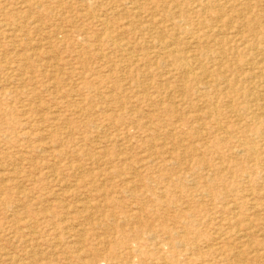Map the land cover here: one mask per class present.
Masks as SVG:
<instances>
[{
	"label": "rangeland",
	"instance_id": "obj_1",
	"mask_svg": "<svg viewBox=\"0 0 264 264\" xmlns=\"http://www.w3.org/2000/svg\"><path fill=\"white\" fill-rule=\"evenodd\" d=\"M263 98L264 0H0V264H264Z\"/></svg>",
	"mask_w": 264,
	"mask_h": 264
},
{
	"label": "bare ground",
	"instance_id": "obj_2",
	"mask_svg": "<svg viewBox=\"0 0 264 264\" xmlns=\"http://www.w3.org/2000/svg\"><path fill=\"white\" fill-rule=\"evenodd\" d=\"M45 4V3H44ZM111 7V6H110ZM132 11H135V10H132ZM92 13V12H91ZM46 15V14H45ZM23 17V16H22ZM32 20V19H31ZM102 22V21H101ZM100 22V23H101ZM99 24V23H98ZM108 25V24H107ZM20 27V26H19ZM21 29V28H20ZM16 30V29H15ZM144 30H146V29H144ZM14 31V30H13ZM219 32V31H218ZM50 37V36H49ZM103 37V36H102ZM109 38V37H108ZM152 39H154V38H152ZM110 41V40H109ZM112 42V41H111ZM114 43V42H113ZM35 44V43H34ZM33 44V45H34ZM117 47V46H116ZM40 49V48H39ZM151 50V49H150ZM189 51V50H188ZM166 52V51H165ZM185 52V51H184ZM160 53V52H159ZM158 53V54H159ZM162 53V52H161ZM132 56V55H131ZM183 61V60H182ZM183 67H186V68H189L190 69V72H191V66L188 64V63H186V62H183V65H182ZM262 73V72H261ZM192 77H193V82H195L196 84H198V83H200V82H202V80H203V77H198L195 73H193L192 72ZM187 76V75H186ZM207 78V77H206ZM206 80V79H205ZM262 84V83H261ZM196 87V86H195ZM194 87V88H195ZM196 89V88H195ZM197 90V89H196ZM196 92V91H195ZM261 93V92H260ZM239 94V93H238ZM201 95H202V93H201ZM238 97L241 99V101L244 103V104H246V103H248V102H250V101H252L251 100V97L249 96V95H247L245 92H240V94L238 95ZM206 98V97H205ZM262 99V98H261ZM263 100H264V98H263ZM242 104V103H241ZM252 104V103H251ZM262 108V107H261ZM202 111V110H201ZM251 119H252V121L254 122V123H256V122H258V120H259V117H258V113L257 112H253V114H252V116H251ZM216 122V121H215ZM207 128H208V126H207ZM224 129V128H223ZM222 128H220V130L219 131H221V130H223ZM262 140V139H261ZM239 141H237V143H238ZM242 143V142H241ZM246 146V145H245ZM248 149V148H247ZM251 150V149H250ZM252 152V151H251ZM252 155H253V153H252ZM258 158H260V157H258ZM257 158V159H258ZM253 160V159H252ZM198 162V161H197ZM256 162V161H255ZM260 168V167H259ZM264 169V168H263ZM219 175V174H218ZM109 186V185H108ZM74 187V186H73ZM132 194V193H131ZM102 196V195H101ZM204 196V195H203ZM127 197V196H126ZM81 201V200H80ZM205 202H206V200H205ZM199 203V202H198ZM89 206V205H88ZM117 206V205H116ZM202 206V205H201ZM202 208V207H201ZM197 209L198 210H200V207H197ZM203 209V208H202ZM230 210V209H229ZM232 210V209H231ZM230 210V211H231ZM248 210H250V209H248ZM133 211V210H132ZM229 211V212H230ZM125 212V211H124ZM196 212H198L197 210H196ZM129 213V212H128ZM229 214V213H228ZM248 216V215H247ZM257 217V216H256ZM138 230H137V234H141V233H143L142 232V230H141V228L139 229V228H137ZM32 231V230H31ZM147 231L148 230H146V233H147ZM235 232H236V230H235ZM247 232V231H246ZM241 233V232H240ZM155 238V237H154ZM232 238V237H231ZM114 243V242H113ZM68 244V243H67ZM115 245H117V243H114V246ZM195 246V245H194ZM243 246V245H242ZM201 247V246H200ZM74 248V247H73ZM100 250V249H99ZM264 251V250H263ZM229 259H230V257H229Z\"/></svg>",
	"mask_w": 264,
	"mask_h": 264
}]
</instances>
